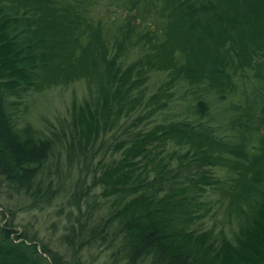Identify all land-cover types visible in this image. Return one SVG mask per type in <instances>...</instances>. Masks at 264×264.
Returning <instances> with one entry per match:
<instances>
[{
    "label": "trees",
    "instance_id": "1",
    "mask_svg": "<svg viewBox=\"0 0 264 264\" xmlns=\"http://www.w3.org/2000/svg\"><path fill=\"white\" fill-rule=\"evenodd\" d=\"M73 83L91 99L34 127ZM3 196L61 205L71 259ZM213 197L232 238L198 229ZM0 208V264H264V0H0Z\"/></svg>",
    "mask_w": 264,
    "mask_h": 264
},
{
    "label": "rangeland",
    "instance_id": "2",
    "mask_svg": "<svg viewBox=\"0 0 264 264\" xmlns=\"http://www.w3.org/2000/svg\"><path fill=\"white\" fill-rule=\"evenodd\" d=\"M35 102L32 106V113L30 114V120L34 127L45 133L48 130H53V126H59L58 121L61 119H71L72 109L74 103L80 106L85 100H90L91 96L86 85L82 83H73L70 85H63L47 90L43 93L35 95ZM112 155V150L107 152L105 158H109ZM66 156L62 154V161L65 163ZM90 180L88 184L90 185ZM3 190V189H2ZM5 194L6 191L4 190ZM100 192V191H97ZM2 203L7 208H12L17 215L18 231L28 233L30 236H36L37 244L42 245L44 243L49 245V248L54 252H58L59 255L66 261L71 259V252L66 246H61L59 243V236L63 233L62 225L65 222V214L57 213V209L61 205H56L45 211L30 210L29 202L24 197H17L13 201H8L4 196L2 197ZM209 207L208 216L200 221L199 230H213L218 233L224 230L230 238L238 229L237 220L235 216H230L227 208L224 206L223 201L220 202L216 197L207 200ZM5 210L4 208H0ZM203 212V211H202ZM88 253L82 255L87 257ZM97 254V260L101 263L104 258V254L95 250ZM49 259V256L46 255Z\"/></svg>",
    "mask_w": 264,
    "mask_h": 264
}]
</instances>
